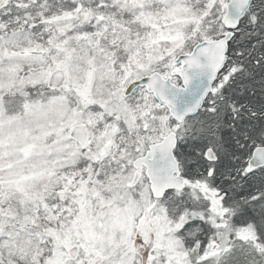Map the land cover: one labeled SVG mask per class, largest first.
Returning <instances> with one entry per match:
<instances>
[{"label":"snow or ice","instance_id":"1","mask_svg":"<svg viewBox=\"0 0 264 264\" xmlns=\"http://www.w3.org/2000/svg\"><path fill=\"white\" fill-rule=\"evenodd\" d=\"M0 264H264V0H0Z\"/></svg>","mask_w":264,"mask_h":264}]
</instances>
